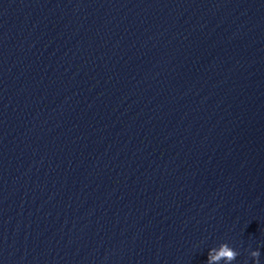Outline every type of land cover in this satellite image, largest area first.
Masks as SVG:
<instances>
[{
	"label": "water",
	"instance_id": "1",
	"mask_svg": "<svg viewBox=\"0 0 264 264\" xmlns=\"http://www.w3.org/2000/svg\"><path fill=\"white\" fill-rule=\"evenodd\" d=\"M221 243L264 264V0H0V264Z\"/></svg>",
	"mask_w": 264,
	"mask_h": 264
},
{
	"label": "clouds",
	"instance_id": "2",
	"mask_svg": "<svg viewBox=\"0 0 264 264\" xmlns=\"http://www.w3.org/2000/svg\"><path fill=\"white\" fill-rule=\"evenodd\" d=\"M238 253L229 247L226 243H221L217 248L210 249L207 256L206 264H232ZM249 256L253 259V264H259V250L249 252Z\"/></svg>",
	"mask_w": 264,
	"mask_h": 264
}]
</instances>
